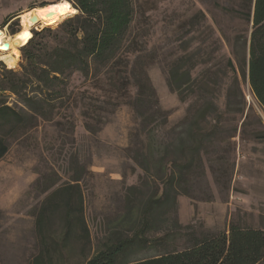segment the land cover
<instances>
[{
  "label": "trees",
  "instance_id": "obj_1",
  "mask_svg": "<svg viewBox=\"0 0 264 264\" xmlns=\"http://www.w3.org/2000/svg\"><path fill=\"white\" fill-rule=\"evenodd\" d=\"M61 1L75 12L56 28L33 32L20 48L19 69L6 68L0 61V159L8 151V136L17 130L25 133L38 118L53 120L54 116L77 110L84 128L96 133L108 113L127 105L134 112L144 139V153L135 152L132 159L149 172V197L134 204L127 196L126 213L119 222L132 235L111 232L117 234L114 242L104 251H97L89 262L264 264V227L231 221L226 230L197 235L186 231L189 226L182 225L176 216L177 197L193 198L197 182L205 176L204 159L216 143L223 114L244 112L245 100L233 63L228 60L231 77L221 111L213 100L211 87L218 84L217 80L207 71L199 82L193 75L195 53L174 56L167 64V85L181 101L190 103L182 119L169 126L168 112L160 107L147 73L155 55L147 47L146 30L138 28L134 0H72L76 8L68 0ZM241 11V16L252 23L248 84L264 111V0H248ZM203 18L198 11L189 17L188 24L193 28ZM75 74L81 78L79 86L72 84ZM6 92L15 96L18 109L7 103ZM67 123L73 131V122ZM226 173L227 170V176ZM80 179V175H74L69 181H53L43 187L46 196L35 220L42 251L32 264H50L51 249L56 248L49 242L46 220L48 213L59 209L62 243L76 236L91 248ZM147 233L152 254L130 259L137 247L146 245Z\"/></svg>",
  "mask_w": 264,
  "mask_h": 264
},
{
  "label": "rangeland",
  "instance_id": "obj_2",
  "mask_svg": "<svg viewBox=\"0 0 264 264\" xmlns=\"http://www.w3.org/2000/svg\"><path fill=\"white\" fill-rule=\"evenodd\" d=\"M60 1L0 0V30L12 36L22 27L17 15ZM246 1L134 0L138 28L146 30L147 47L155 55L147 73L160 107L168 112L169 126L182 119L190 103L181 101L167 85V64L177 54L195 53L193 75L198 82L206 71L217 80L218 84L211 87L221 111L231 77L228 60L237 70L243 92L244 112L223 114L216 143L204 159L205 176L197 182L193 198L177 197L178 221L197 235L226 230L231 221L264 227V111L254 99L247 78L252 23L241 16ZM198 11L204 18L192 28L188 19ZM70 16L50 25L34 24L30 32L56 28ZM18 50L14 69H19L22 59ZM80 83L75 74L72 84ZM4 95L9 105L19 108L14 95ZM65 114L53 120L38 118L25 133L17 130L7 138L8 151L0 159V264H32L42 251L35 220L46 196L42 189L50 182L61 183L80 175L84 219L91 239L90 249L76 236L62 243L61 211L48 213L46 232L56 248L51 249L50 264H93L89 258L114 242L117 234L111 232L132 235L119 222L126 213L127 196L134 204L149 197V172L132 159L135 152H142L144 139L129 106L120 105L108 113L96 133L84 128L77 110ZM68 120L74 124L73 131ZM144 236L146 245L137 247L130 259L152 254L149 233Z\"/></svg>",
  "mask_w": 264,
  "mask_h": 264
},
{
  "label": "bare ground",
  "instance_id": "obj_3",
  "mask_svg": "<svg viewBox=\"0 0 264 264\" xmlns=\"http://www.w3.org/2000/svg\"><path fill=\"white\" fill-rule=\"evenodd\" d=\"M34 12L37 16L35 23L29 20V16ZM49 12L51 13L49 14ZM74 12L75 10L67 2L60 1L35 7L20 13V24L22 27L17 33L9 36L0 30V59L3 60L7 67H15L19 60V46L26 44L32 37L30 28L34 24H54L60 19H63V17L72 15ZM5 43H8L7 48L4 47Z\"/></svg>",
  "mask_w": 264,
  "mask_h": 264
},
{
  "label": "water",
  "instance_id": "obj_4",
  "mask_svg": "<svg viewBox=\"0 0 264 264\" xmlns=\"http://www.w3.org/2000/svg\"><path fill=\"white\" fill-rule=\"evenodd\" d=\"M50 13H51V12H49V14H50ZM16 19H20V15H17ZM29 20L32 21V22H34V23L37 21V16H36L35 12L32 13V14L29 16ZM7 45H8V43H5V44H4V47L7 48ZM24 45H25V44H24ZM24 45L21 44V45L19 46V48H22V46H24Z\"/></svg>",
  "mask_w": 264,
  "mask_h": 264
}]
</instances>
